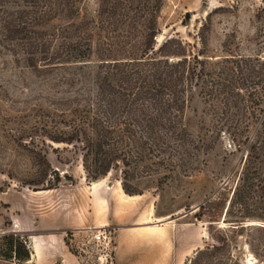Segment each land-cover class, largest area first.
<instances>
[{"label":"trees","instance_id":"16d2710c","mask_svg":"<svg viewBox=\"0 0 264 264\" xmlns=\"http://www.w3.org/2000/svg\"><path fill=\"white\" fill-rule=\"evenodd\" d=\"M84 1L0 0L2 49L52 75L54 86H68L67 96L56 99L67 112L57 107L54 115L69 130L50 139L72 144L93 181L117 171L126 193L142 194L131 190L130 179L189 175L199 152L213 148L214 133L196 137L187 127L186 110L199 99L215 132L245 150L226 217L236 206L241 216H259L253 204L264 200V56L210 57L189 52L177 38L157 46L163 0H99L94 16H82ZM258 12L264 20V5ZM224 221L228 229L209 222L214 243L187 264H241L233 248L245 220ZM8 238L15 257L28 260L26 242ZM255 255L264 264V252Z\"/></svg>","mask_w":264,"mask_h":264},{"label":"rangeland","instance_id":"374dc122","mask_svg":"<svg viewBox=\"0 0 264 264\" xmlns=\"http://www.w3.org/2000/svg\"><path fill=\"white\" fill-rule=\"evenodd\" d=\"M263 5L264 0H163L156 44L177 38L189 52L210 57L264 56V20L258 15ZM98 7L99 0H85L80 14L94 16ZM19 58L0 46V220L7 230L12 224L8 216H32L51 207L75 214L93 182L77 149L49 137L69 130L62 117L54 115L57 107L59 112L67 109L56 101L67 96V84L54 86L52 75L26 67ZM190 105L186 110L189 131L196 137L215 136L213 148L199 152L200 168L189 175L174 172L168 178L163 171L138 174L130 179L131 190L144 194L157 221L163 220L173 251L166 264H187L198 249L214 243L209 222L228 229L225 218L245 220L233 251L241 264H259L255 253L264 252V200L253 204L259 216H241L236 206L226 217L245 150H235L224 131L215 132L204 103L197 99ZM100 180L122 181V175L112 171L94 182ZM11 235L27 240V233L0 234V264H25L15 257ZM67 241L81 264H117L114 233L109 246L93 242L89 231L79 229L69 233Z\"/></svg>","mask_w":264,"mask_h":264},{"label":"crops","instance_id":"0c3cea01","mask_svg":"<svg viewBox=\"0 0 264 264\" xmlns=\"http://www.w3.org/2000/svg\"><path fill=\"white\" fill-rule=\"evenodd\" d=\"M75 214L51 207L30 216H8L10 230L0 234L27 233L30 258L25 264H81L67 236L76 230L114 228L117 264H166L171 252L163 220H159L144 194H128L120 180L91 182ZM74 234H71L73 236ZM11 264H21L11 262Z\"/></svg>","mask_w":264,"mask_h":264},{"label":"built area","instance_id":"2783aa9c","mask_svg":"<svg viewBox=\"0 0 264 264\" xmlns=\"http://www.w3.org/2000/svg\"><path fill=\"white\" fill-rule=\"evenodd\" d=\"M87 231L90 233V238L93 242L104 244L109 246L112 242L114 228L107 226L103 228H88Z\"/></svg>","mask_w":264,"mask_h":264},{"label":"water","instance_id":"95a60500","mask_svg":"<svg viewBox=\"0 0 264 264\" xmlns=\"http://www.w3.org/2000/svg\"><path fill=\"white\" fill-rule=\"evenodd\" d=\"M190 14H188V16H189Z\"/></svg>","mask_w":264,"mask_h":264}]
</instances>
